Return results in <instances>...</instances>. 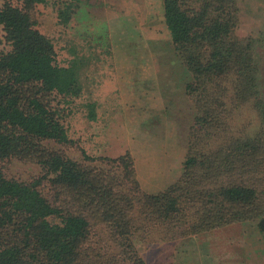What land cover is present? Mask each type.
Segmentation results:
<instances>
[{
  "label": "trees",
  "instance_id": "1",
  "mask_svg": "<svg viewBox=\"0 0 264 264\" xmlns=\"http://www.w3.org/2000/svg\"><path fill=\"white\" fill-rule=\"evenodd\" d=\"M0 1L10 44L0 51V159L28 155L29 137L70 143L43 97L78 92L76 61L58 65L53 42L36 28L32 11L45 0ZM163 3L198 111L185 172L148 194L129 155L108 159L106 171L47 149L34 160L45 173L32 181L0 169V264H146L136 242L141 229L142 240H176L264 215V94L255 41L236 33L237 1ZM244 108L254 115L235 129Z\"/></svg>",
  "mask_w": 264,
  "mask_h": 264
},
{
  "label": "rangeland",
  "instance_id": "2",
  "mask_svg": "<svg viewBox=\"0 0 264 264\" xmlns=\"http://www.w3.org/2000/svg\"><path fill=\"white\" fill-rule=\"evenodd\" d=\"M236 1V33L255 41L264 94V0ZM33 9L36 28L55 46L56 63L69 66L76 61L78 67L76 94L54 91L43 97L59 115L71 142L29 137L28 155L0 159L3 173L22 181L42 176L45 170L34 160L48 149L106 171L111 167L108 159L129 155L144 192L158 194L174 185L185 172L198 111L186 91L192 75L172 42L163 0H45ZM9 49L0 25V51ZM253 115L250 108L237 111L235 129ZM262 219L264 215L176 240L157 234L142 240L141 229L137 247L146 264H221L241 257L239 248L248 230H257ZM206 242L215 244L219 259L213 253L201 256L199 246Z\"/></svg>",
  "mask_w": 264,
  "mask_h": 264
},
{
  "label": "crops",
  "instance_id": "3",
  "mask_svg": "<svg viewBox=\"0 0 264 264\" xmlns=\"http://www.w3.org/2000/svg\"><path fill=\"white\" fill-rule=\"evenodd\" d=\"M258 227L257 230L255 228H252L251 232L248 230V234L246 236V242L243 243L242 246L240 245L239 248L241 257L236 260L233 258L232 259L226 258L223 260L221 264H264V233L261 234L262 233L261 231L264 232V229L260 228V226ZM254 229L255 231H253ZM209 235L211 234H208V236ZM196 239L197 237L192 238L191 240L195 241ZM202 246L203 248H201V251H199L200 254H202L201 255L202 257L205 256V258L206 257L209 258L211 256L210 253H213L214 256L217 257V259L220 258L221 256L220 251L216 250L215 244H210V242L209 243L206 242L205 244H200L199 248ZM193 252L196 253L195 251ZM217 259L216 261H218ZM210 264L213 263L210 262ZM217 264H219V261Z\"/></svg>",
  "mask_w": 264,
  "mask_h": 264
}]
</instances>
